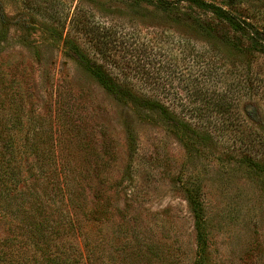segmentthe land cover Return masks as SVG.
<instances>
[{
  "label": "rangeland",
  "instance_id": "rangeland-1",
  "mask_svg": "<svg viewBox=\"0 0 264 264\" xmlns=\"http://www.w3.org/2000/svg\"><path fill=\"white\" fill-rule=\"evenodd\" d=\"M207 1L264 30V0ZM185 6L0 0V66L21 62L33 72L30 132L65 104L77 137L63 134L64 158L103 166L94 176L104 185L90 191L97 218L85 226L103 264H120V250L131 247L137 264H252L258 250L264 256V54L224 44L192 13L177 19ZM88 60L112 69L117 93L84 71ZM218 97L219 110L210 103ZM195 206L205 218V254ZM12 233L0 212V264H47Z\"/></svg>",
  "mask_w": 264,
  "mask_h": 264
},
{
  "label": "trees",
  "instance_id": "trees-1",
  "mask_svg": "<svg viewBox=\"0 0 264 264\" xmlns=\"http://www.w3.org/2000/svg\"><path fill=\"white\" fill-rule=\"evenodd\" d=\"M144 1L163 12H171L183 2L189 11L177 19L185 15L190 17L189 13H192L195 21L206 20L224 44L264 54V30L249 18L221 5L207 0ZM20 64L5 62L0 66V212L11 221L13 233L10 238L31 243L47 264H103V257L92 253L90 235L85 230L89 221L97 218L91 206L90 191L104 185L103 176H94L103 170V166L92 161L64 158L63 134L68 132L67 142L77 137L74 134L77 128L70 117L72 111L65 104L56 107L53 119H47L41 132H30L28 123L35 120V115L28 112L30 107L27 109V104L34 101L29 97L27 84L33 72L30 66ZM83 68L104 90L117 93L118 76L112 69L107 70L102 64L89 60ZM222 99L214 98L210 103L219 110L224 105ZM117 210L123 212L124 209ZM194 217L196 246L205 254V218L198 206L194 207ZM131 236L137 246L141 245L138 231ZM80 237L82 243L77 239ZM65 247H74L75 256H70ZM138 251V248H123L119 263L137 264ZM258 252L252 264H257L259 258L264 263L261 250Z\"/></svg>",
  "mask_w": 264,
  "mask_h": 264
}]
</instances>
